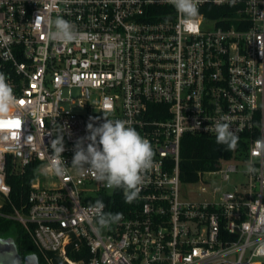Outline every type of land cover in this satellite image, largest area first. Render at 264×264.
<instances>
[{
    "label": "built area",
    "instance_id": "obj_1",
    "mask_svg": "<svg viewBox=\"0 0 264 264\" xmlns=\"http://www.w3.org/2000/svg\"><path fill=\"white\" fill-rule=\"evenodd\" d=\"M197 3L230 12H199L185 27L173 0H0V72L19 100L13 123L0 120V209L8 175L36 165L26 205L0 216L41 253L67 264H84L68 257L82 249L86 264H264L254 255L264 242V0ZM57 17L74 25V41L50 37ZM72 89L81 99L62 96ZM223 116L238 136L232 159L181 182L183 137L216 136ZM105 118L126 120L154 151L130 203L71 166L87 124ZM59 125L63 175L46 167ZM43 176L56 182L38 186ZM97 200L119 221L100 227Z\"/></svg>",
    "mask_w": 264,
    "mask_h": 264
},
{
    "label": "clouds",
    "instance_id": "obj_2",
    "mask_svg": "<svg viewBox=\"0 0 264 264\" xmlns=\"http://www.w3.org/2000/svg\"><path fill=\"white\" fill-rule=\"evenodd\" d=\"M173 5L182 15L185 27L193 23L199 15L197 0H173ZM49 35L64 44L77 38L74 25L63 17L55 19L54 30ZM18 102L7 75L0 72V120L13 123L7 118L13 113ZM228 119L227 116L221 117L215 123L214 130L216 142L232 148L236 145L238 136L232 131ZM86 127L88 135L76 141L71 166L80 174L94 173L96 179L108 188H122L126 202H132L138 195L143 171L153 165L154 151L149 140L122 119L105 118L102 123L90 122ZM64 133V125L52 128L48 133L54 138L50 143L51 159L46 167H50L56 175H63L66 170L62 155L65 151ZM252 170L249 168V171ZM94 207L99 213L100 227L119 221L121 218L120 213H104L103 201L97 200ZM254 255L264 256V242H259ZM25 264H38V257L34 253L27 254Z\"/></svg>",
    "mask_w": 264,
    "mask_h": 264
},
{
    "label": "trees",
    "instance_id": "obj_3",
    "mask_svg": "<svg viewBox=\"0 0 264 264\" xmlns=\"http://www.w3.org/2000/svg\"><path fill=\"white\" fill-rule=\"evenodd\" d=\"M207 17L217 18L228 14L229 9L205 7L199 9ZM237 29L241 27L236 25ZM244 144H238L237 150H243ZM234 149L216 142V136L185 135L181 144L180 180L183 183H193L198 179L199 172L213 171L219 160H231ZM36 165L26 167L22 174L8 175L7 183L10 186L8 201L2 206L0 212L11 214L14 209L21 210L26 205L31 182L36 177ZM117 200V199H116ZM106 202V201H105ZM0 239H11L19 255L34 253L38 257V264H67L57 253H41L34 245L23 226L11 219L0 216ZM68 257L75 262L86 264L90 259L88 250L80 252L68 251Z\"/></svg>",
    "mask_w": 264,
    "mask_h": 264
},
{
    "label": "water",
    "instance_id": "obj_4",
    "mask_svg": "<svg viewBox=\"0 0 264 264\" xmlns=\"http://www.w3.org/2000/svg\"><path fill=\"white\" fill-rule=\"evenodd\" d=\"M0 264H21V257L11 239H0Z\"/></svg>",
    "mask_w": 264,
    "mask_h": 264
},
{
    "label": "rangeland",
    "instance_id": "obj_5",
    "mask_svg": "<svg viewBox=\"0 0 264 264\" xmlns=\"http://www.w3.org/2000/svg\"><path fill=\"white\" fill-rule=\"evenodd\" d=\"M62 96L63 97H70V98H72V99H75V100H77V99H81V94H80V92L77 90V89H72L71 91H70V93L68 92V90H64L63 92H62ZM241 162V159L239 158V159H236V162ZM235 162V163H236ZM209 179H211V180H214V179H212L211 177H209ZM238 179H241V176L240 175H237V176H234V177H231V181H228V182H226V183H224V186H226L227 188L229 187L230 188V185H231V182H233V181H235V180H238ZM56 181L54 180V179H51V178H49V177H47V176H43L42 178H40V180L39 181H36V184H38V186H42V185H44V186H46V187H48L51 183H55ZM225 187V188H226ZM19 253V252H18Z\"/></svg>",
    "mask_w": 264,
    "mask_h": 264
},
{
    "label": "flooded vegetation",
    "instance_id": "obj_6",
    "mask_svg": "<svg viewBox=\"0 0 264 264\" xmlns=\"http://www.w3.org/2000/svg\"><path fill=\"white\" fill-rule=\"evenodd\" d=\"M19 256L21 257V264H25V257L27 256V254L26 255H19Z\"/></svg>",
    "mask_w": 264,
    "mask_h": 264
}]
</instances>
